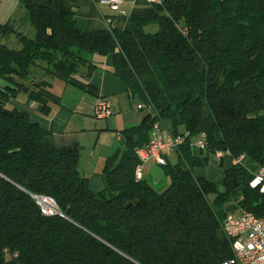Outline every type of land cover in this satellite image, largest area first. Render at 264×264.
<instances>
[{
	"label": "trees",
	"instance_id": "trees-1",
	"mask_svg": "<svg viewBox=\"0 0 264 264\" xmlns=\"http://www.w3.org/2000/svg\"><path fill=\"white\" fill-rule=\"evenodd\" d=\"M17 21L0 23V264H222L233 257L223 206L242 200L260 215L264 194L252 190L244 165L225 167L219 183L199 174L217 151L264 167V0H163L130 28L83 31L71 13L34 0ZM30 23L34 36L24 31ZM15 39V40H14ZM111 57L113 74L146 111L125 129L120 161L108 158L95 192L81 152L48 150L47 130L27 105L56 79L92 77V56ZM17 108V107H16ZM159 122L173 134L205 133L201 155L191 138L178 161L163 166L170 184L158 192L136 179L137 151ZM170 126H168L169 124ZM241 191L242 195L236 194ZM218 193L214 202L211 194ZM33 195L50 196L64 216H44Z\"/></svg>",
	"mask_w": 264,
	"mask_h": 264
},
{
	"label": "crops",
	"instance_id": "crops-1",
	"mask_svg": "<svg viewBox=\"0 0 264 264\" xmlns=\"http://www.w3.org/2000/svg\"><path fill=\"white\" fill-rule=\"evenodd\" d=\"M34 1L37 4L50 6L52 8L58 9L61 12L73 14L77 20L79 28L83 31L104 30L107 29L109 25H112L121 30H127L130 28V18L132 16L144 15L148 13L151 9V4H149L147 0H125L122 6L123 13L113 12L108 5L100 3L99 0ZM109 20H111V24H109ZM93 60L99 65V71L92 77H87L83 74H79L76 76L73 82L68 84L62 80H60L61 83H59V79H56L53 81V84L51 86L41 90V99L39 101L32 102L28 105L19 103L17 101V108L14 106L9 107V109L14 113H20V110L25 111L28 108L29 111H27L31 114L32 120L39 123L48 132L45 139V146L48 150H57L60 152L79 150L81 152V156L82 152L84 150H87V147L85 146L86 132L84 131V129L82 130V132H78L76 130H68V125L71 121L69 119V116L71 115L72 111L71 109L66 108L62 105V97L64 95V92L69 89L84 91L85 94H88L93 97V106H95L99 98H105L110 101V99H115L116 97H118L119 94L127 92L121 80L112 72L113 63L111 57H101L95 55ZM57 85L60 86L61 89L62 87L64 88L62 96H60L59 92L55 90ZM83 101L84 99L80 100V103H83ZM58 106L60 108H58ZM168 126H170V124ZM122 131L123 130L117 133V143L119 144V146L116 149L112 148V150L108 154V157L103 160L105 162H103L102 160L97 162V160L96 167L91 166V162L94 160V157L97 156L94 149L90 155V159L88 160V162H81L83 173L85 174V176L91 179V188L95 192L101 190L104 187V181L101 176V173L103 171L107 159L113 158L116 162H118L120 161L124 151L126 150L125 137L122 134ZM100 135V132H98L99 137ZM194 140L195 138L192 139V142ZM121 152L122 155L121 157H119ZM172 155H175L178 161L177 151L174 152ZM170 157L168 159L169 162ZM210 162H215L221 168L222 172L220 179L214 180V178H211L208 172L209 167L198 169V172L199 174H202L208 179L219 183L223 179V169L220 166V162L216 161L213 157L211 158ZM211 163H209V166ZM224 164L225 167H230L233 165L232 160L230 158L225 159ZM90 166L92 167L93 172L91 174H88L89 169H91ZM154 166H156V164L153 162L150 169L146 172L147 178L145 179L151 180L150 172ZM245 167L252 173H255L259 169V166L253 161L245 162ZM212 170L214 169L212 168ZM239 207L240 206L238 200V204L236 205V208L233 211H224L223 206H219V208L217 207L216 210L218 212L233 213L238 212Z\"/></svg>",
	"mask_w": 264,
	"mask_h": 264
},
{
	"label": "built area",
	"instance_id": "built-area-1",
	"mask_svg": "<svg viewBox=\"0 0 264 264\" xmlns=\"http://www.w3.org/2000/svg\"><path fill=\"white\" fill-rule=\"evenodd\" d=\"M149 4H161L163 0H147ZM100 3L106 4L113 12L123 13L122 6L125 0H99ZM111 24V20L108 21ZM139 110L145 109L144 105H138ZM114 115L112 103L105 99L99 98L94 106V116L97 119H108ZM193 139L189 132L173 134L168 128L163 127L159 122L153 125L151 131L150 143L137 151L140 164L135 171L136 179L141 181L145 179V164L153 161L156 165L163 167L168 164L169 157L183 146L188 139ZM193 149L201 155H206L209 151L208 136L203 133L195 138L191 143ZM216 161L222 162L230 158L229 152L217 151L212 156ZM246 156L232 159L233 165H244ZM252 190H259L264 194V167L254 173L249 182ZM34 200L40 207L44 216H64L57 202L50 196L33 195ZM242 197L239 199V202ZM223 230L230 239L233 257L224 261L222 264H264V209L260 215L253 212L242 210L238 212L227 213L223 221Z\"/></svg>",
	"mask_w": 264,
	"mask_h": 264
},
{
	"label": "rangeland",
	"instance_id": "rangeland-1",
	"mask_svg": "<svg viewBox=\"0 0 264 264\" xmlns=\"http://www.w3.org/2000/svg\"><path fill=\"white\" fill-rule=\"evenodd\" d=\"M23 15L24 8L18 1L0 0V23H6L8 21L19 22ZM24 31L29 36H34L33 28L29 22L24 24ZM90 59H94V56L90 57ZM58 82L61 83L60 80ZM55 90H57L60 96H62L64 92L63 87L61 89V87L57 85ZM27 99L28 96L22 93L18 96L17 101L26 105ZM62 99V105L66 108L71 109L72 111L71 115L69 116V119L71 121L68 125V130H76L78 132H82V130L84 129V131L86 132L85 146L87 147V150H84L82 152L81 162L84 161V163H87L90 159V155L93 152V149L95 150L97 156L94 157V160L91 162L92 167H96L97 162H99L100 160H105V158L108 157V154L112 150V148L116 149L119 146V144L117 143V133L119 131L124 130L126 128H130L135 125H141L143 123V117L146 114V111H140L138 109L140 101L137 98H131L127 92L119 94L118 97H116L115 99H110V102L113 105L114 115H112L108 119H97L94 116V99L92 96L85 94L84 91L69 89L64 92ZM82 99H84V101L83 103H80V100ZM58 108L60 107L58 106ZM26 110H28V108ZM98 132H100L101 134L100 137L98 136ZM121 155L122 152L119 157H121ZM176 161V156L172 155L170 157V163L174 164L176 163ZM152 164V160L145 164V178H147L146 172L150 169ZM92 167L91 169H89L88 174H91L93 172ZM208 167V172L211 178H214V180L220 179L222 170L219 165L215 162H212ZM212 168L214 170H212ZM81 170L83 172L82 167ZM219 183L218 192L222 193L225 191V189ZM150 184H152L151 181ZM169 184V179L165 178L161 183L153 184V187L158 192H163L164 190H166ZM236 194L242 195L241 191H238ZM217 195L218 193L211 194L209 196V200L213 203ZM237 204L238 200L232 199L231 201L223 205L224 211L235 210ZM217 207L219 208L218 205L215 206V208Z\"/></svg>",
	"mask_w": 264,
	"mask_h": 264
},
{
	"label": "water",
	"instance_id": "water-1",
	"mask_svg": "<svg viewBox=\"0 0 264 264\" xmlns=\"http://www.w3.org/2000/svg\"><path fill=\"white\" fill-rule=\"evenodd\" d=\"M150 178L152 185L161 183L166 178L164 169L158 165L154 166L150 172Z\"/></svg>",
	"mask_w": 264,
	"mask_h": 264
}]
</instances>
